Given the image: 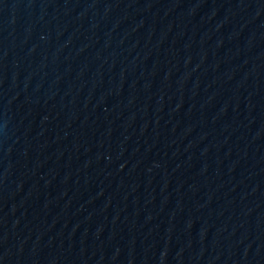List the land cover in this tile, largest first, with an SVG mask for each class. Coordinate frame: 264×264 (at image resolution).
Wrapping results in <instances>:
<instances>
[{
  "label": "water",
  "instance_id": "water-1",
  "mask_svg": "<svg viewBox=\"0 0 264 264\" xmlns=\"http://www.w3.org/2000/svg\"><path fill=\"white\" fill-rule=\"evenodd\" d=\"M0 264H264V0H0Z\"/></svg>",
  "mask_w": 264,
  "mask_h": 264
}]
</instances>
